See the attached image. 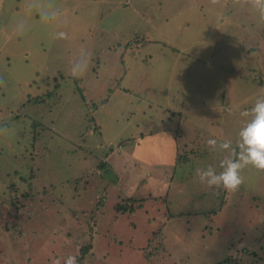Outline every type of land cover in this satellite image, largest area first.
<instances>
[{"label":"rangeland","instance_id":"obj_1","mask_svg":"<svg viewBox=\"0 0 264 264\" xmlns=\"http://www.w3.org/2000/svg\"><path fill=\"white\" fill-rule=\"evenodd\" d=\"M259 97L249 0H0V264H264V171L234 192L196 175ZM153 141L186 155L171 181Z\"/></svg>","mask_w":264,"mask_h":264},{"label":"clouds","instance_id":"obj_2","mask_svg":"<svg viewBox=\"0 0 264 264\" xmlns=\"http://www.w3.org/2000/svg\"><path fill=\"white\" fill-rule=\"evenodd\" d=\"M216 3L217 0H212ZM262 16H264V0H249ZM60 38H66L64 33H59ZM86 67V61H81L73 68V74L81 73ZM242 117H251L239 132L237 148H233L230 141L217 143L209 139L207 145L213 151L227 152L228 155L221 160L217 172L213 166L198 168L196 175L202 185L209 189L223 188L225 191H236L243 182L241 171L248 166L264 171V97H259L254 106L240 113ZM65 264H76V258L69 256Z\"/></svg>","mask_w":264,"mask_h":264},{"label":"crops","instance_id":"obj_3","mask_svg":"<svg viewBox=\"0 0 264 264\" xmlns=\"http://www.w3.org/2000/svg\"><path fill=\"white\" fill-rule=\"evenodd\" d=\"M170 142L174 145L172 140ZM137 143H138V146L136 148H138L139 145H141L139 142ZM154 144H155V147L153 146ZM165 147H166V150L163 149ZM183 147L186 148L187 146L183 145ZM150 149H151L150 155H148L146 151L145 153L140 152L143 155V159L149 162L151 166L156 167L155 169L157 172L160 171L162 173H165L166 175H169L168 179L171 181L172 177L174 176L173 174H175V170H176L175 167L177 166L178 152L177 151L173 152L169 144L167 146L166 143L157 142V141L155 142L153 141V143L150 144ZM132 155L133 157H135L134 154ZM159 179L161 182H164V183L166 181V178L164 177H161ZM197 179L199 178L197 177Z\"/></svg>","mask_w":264,"mask_h":264},{"label":"trees","instance_id":"obj_4","mask_svg":"<svg viewBox=\"0 0 264 264\" xmlns=\"http://www.w3.org/2000/svg\"><path fill=\"white\" fill-rule=\"evenodd\" d=\"M131 44L132 43H129L128 45H131ZM136 44H137V42H136ZM105 102H106V100H103L102 104H104ZM95 128H96V126H95ZM34 141H35V139H34ZM183 156L186 158L185 154H183ZM183 156L179 155V153H178V157H177L178 158V162H179V159H183L184 158ZM103 163H104V161H101L99 167L102 166ZM104 167H105V165H104ZM104 167H103V169H104ZM73 181H74V183H73L74 186H76L78 182H76V179H74ZM12 192H13V188L10 186L9 187V198H11L10 202L13 204V198H12V195H11ZM30 195H31V193H30ZM141 200H143V199H135V198H132V197L125 198L124 201H126L128 203V205L116 204L114 207H115L116 212H119V213L120 212L121 213H123V212H132L134 209H136V207H138V205L135 206V207H132L131 203L132 202H136V201H141ZM129 203H130V205H129ZM91 247H92V245H90V244L88 245V243L83 245V247L80 249V258H82V256L85 254L84 252L89 250ZM77 262H78V264H81L80 260H78Z\"/></svg>","mask_w":264,"mask_h":264}]
</instances>
